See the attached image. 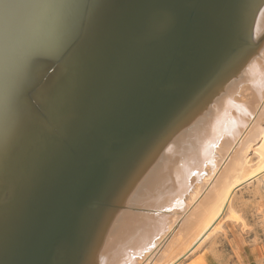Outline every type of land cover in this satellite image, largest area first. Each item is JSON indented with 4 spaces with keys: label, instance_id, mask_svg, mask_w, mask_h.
<instances>
[{
    "label": "water",
    "instance_id": "water-1",
    "mask_svg": "<svg viewBox=\"0 0 264 264\" xmlns=\"http://www.w3.org/2000/svg\"><path fill=\"white\" fill-rule=\"evenodd\" d=\"M243 1L56 2L0 121V264H77L118 177L240 50Z\"/></svg>",
    "mask_w": 264,
    "mask_h": 264
},
{
    "label": "bare ground",
    "instance_id": "bare-ground-1",
    "mask_svg": "<svg viewBox=\"0 0 264 264\" xmlns=\"http://www.w3.org/2000/svg\"><path fill=\"white\" fill-rule=\"evenodd\" d=\"M57 1L64 8L0 0V121L11 115L23 52L56 38L46 25ZM240 30V50L115 181L77 264H174L234 217L238 190L264 178V0L243 1Z\"/></svg>",
    "mask_w": 264,
    "mask_h": 264
},
{
    "label": "rangeland",
    "instance_id": "rangeland-1",
    "mask_svg": "<svg viewBox=\"0 0 264 264\" xmlns=\"http://www.w3.org/2000/svg\"><path fill=\"white\" fill-rule=\"evenodd\" d=\"M262 180L238 190L229 206L234 217L228 214L222 217L219 228L193 253L182 258L178 255L174 264H264V178Z\"/></svg>",
    "mask_w": 264,
    "mask_h": 264
}]
</instances>
